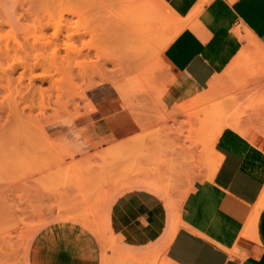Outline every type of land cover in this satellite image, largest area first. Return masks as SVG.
<instances>
[{
  "label": "rangeland",
  "instance_id": "obj_1",
  "mask_svg": "<svg viewBox=\"0 0 264 264\" xmlns=\"http://www.w3.org/2000/svg\"><path fill=\"white\" fill-rule=\"evenodd\" d=\"M124 1L0 0V49L4 53L0 54V81L6 85V90L0 86V100L8 108L13 94L16 100L24 95L33 98L37 106L32 117L26 109V115L17 118L25 123L30 120L27 142L14 132L0 134L5 147L17 148L7 154L10 158L0 155V264H151L150 254L164 261L166 254L155 246L127 244L109 229L108 203L114 193L134 183L138 176H147L166 190H175L177 184L178 192L184 194L196 180H175L174 174L192 171L195 161L207 160L212 154L207 140H213L220 129V141L249 157L264 176V91L256 95L264 86V78H258L264 62L243 58L241 53L218 76L221 85L217 97L191 105V117L185 113L172 118L174 109L161 111L158 125L144 128L127 147L120 148L122 143H117L104 149L105 153L101 149L70 160L60 153L47 133L48 125L99 108L102 101L98 97L112 91L109 82L135 97L157 93L160 84L169 79L171 73L162 63V45L175 34L174 16L170 21L160 20L161 32L154 37L137 40ZM56 33L60 35L58 41ZM59 44L61 49L56 54ZM11 60L26 63L32 70L26 68L27 73L20 66L13 74L9 70ZM35 63L39 67L34 68ZM43 75L54 76L61 90H66H62L61 105L56 102L57 90L51 81L38 79ZM29 78L36 81L34 88ZM39 88L53 94L44 112L38 110ZM237 93V98L230 100ZM5 95H9L8 100L2 99ZM133 105L141 104L135 101ZM16 122L13 128L20 123ZM5 147L0 146L1 153ZM200 152H204L202 157ZM5 194L9 196L3 197Z\"/></svg>",
  "mask_w": 264,
  "mask_h": 264
},
{
  "label": "crops",
  "instance_id": "obj_2",
  "mask_svg": "<svg viewBox=\"0 0 264 264\" xmlns=\"http://www.w3.org/2000/svg\"><path fill=\"white\" fill-rule=\"evenodd\" d=\"M163 1L178 15L163 48L167 83L153 95L133 97L109 82L112 91L98 97L99 108L50 123L47 133L68 160L117 143L127 147L144 128L158 125L161 111L174 109L177 118L205 104L197 99L240 53L264 62V0ZM220 139L212 145L208 138L212 154L195 161L194 171L174 174L175 180H196L184 194L177 184L166 190L147 176L114 193L109 229L127 244L155 246L174 264H264V208L258 205L264 176Z\"/></svg>",
  "mask_w": 264,
  "mask_h": 264
},
{
  "label": "bare ground",
  "instance_id": "obj_3",
  "mask_svg": "<svg viewBox=\"0 0 264 264\" xmlns=\"http://www.w3.org/2000/svg\"><path fill=\"white\" fill-rule=\"evenodd\" d=\"M24 1V0H23ZM126 3V6H125V8L127 9V12H128V16H130V17H132V19L130 18V20L131 21H128V22H133L132 23V28H133V31H134V33H135V37H136V39L137 40H143V38H145L147 35L150 37H154L156 34H157V31H159V32H161L160 31V29H159V23H160V20H166V18L170 21V19H169V17L170 16H174V19H175V22L177 23V19H178V15H176L175 14V12L173 11V10H171V8L163 1V0H125L124 1V4ZM22 4H24V3H22ZM167 21V20H166ZM174 22V23H175ZM173 23V24H174ZM172 24V23H171ZM0 26H1V23H0ZM55 36H58L57 35V33H56V35ZM147 36V37H148ZM146 37V38H147ZM58 38H60V35L58 36V37H56V40L58 39ZM146 38H145V40H146ZM172 38V37H171ZM171 38H168L164 43H163V45H162V47L163 48H165V46L168 44V42H169V40H171ZM147 40H149V39H147ZM58 41V40H57ZM150 41V40H149ZM145 42V41H144ZM150 42H152V41H150ZM67 45V44H66ZM59 46V49H58V47H57V49L55 50V53L57 54V52L61 49V45L59 44L58 45ZM64 46V45H63ZM67 47V46H66ZM5 53H9V50H6V52ZM0 54H4L3 52H2V50L0 49ZM11 54V53H10ZM1 56V55H0ZM6 56V55H5ZM9 56V54L7 55V57ZM13 57H10V59H12ZM13 60H15V59H13ZM12 61V60H11ZM16 61V60H15ZM18 61H21V60H18ZM13 62V61H12ZM10 62V67H9V70H11L12 72H13V74L15 73L14 71L16 70L17 71V68L18 67H24L23 69L24 70H27L26 68H28V67H26V63L25 64H23V63H20V62H18V63H15V62ZM17 62V61H16ZM39 64V63H38ZM28 65V64H27ZM34 65V68H36L35 66L37 65L36 63L35 64H33ZM1 67V66H0ZM7 67V66H6ZM37 67H39V65H37ZM3 68H5V67H3L2 66V70L3 71H5ZM29 69V68H28ZM30 69L32 70V66L30 67ZM29 69V70H30ZM56 69V68H55ZM0 70H1V68H0ZM29 70H27V73L29 72ZM58 70V69H57ZM10 71V74L12 75V72ZM57 73H60V71L58 72V71H56ZM6 73H8V72H6ZM9 74V73H8ZM31 74V73H30ZM30 74H28V77H29V75ZM49 74V73H48ZM22 75V74H21ZM51 75V74H50ZM13 76V75H12ZM25 77L27 76L26 74L24 75ZM39 76V75H38ZM37 76V77H38ZM42 76V75H41ZM58 76V75H57ZM2 77V79H3V75L1 76ZM37 77L35 78V80H37ZM52 77H54V76H51L50 78H49V76L48 75H46V76H44L43 75V77H41V78H38L40 81H51V83H52V87L54 88V90H55V88H56V92H57V103H59L60 105H61V103H62V100H63V91H66V90H64L63 88H62V90H61V87H60V83H58L56 80H54V79H52ZM22 78H24V77H22ZM21 78V81H23L24 82V79H22ZM27 78V77H26ZM56 78V77H55ZM59 78V77H58ZM71 78V77H70ZM258 78H264V71L258 76ZM14 79V78H13ZM50 79V80H49ZM19 81H20V79H18ZM29 81H30V86L31 87H33L34 86V79H28ZM64 80V79H63ZM67 81L68 80H70V79H66ZM38 81V80H37ZM55 81V82H54ZM59 81H61V78H60V80ZM66 81V82H67ZM71 81V80H70ZM69 81V82H70ZM23 82H22V84H23ZM68 82V83H69ZM72 83H73V81H71ZM70 82V83H71ZM221 81L219 80V77H215V78H213L211 81H210V83H209V88L208 89H206L205 90V92H204V94L202 95V96H200V98L199 99H197V102L196 103H200V102H207V101H211V100H213V99H215L216 97H217V95L219 94V86L221 85V83H220ZM1 83H3V82H1L0 81V86H2V88L4 89V87L6 86V85H3V84H1ZM35 83H36V81H35ZM42 83H44V82H42ZM63 83H64V81H63ZM63 83H62V85H63ZM20 84H21V82H20ZM28 84V85H29ZM65 84V83H64ZM8 85V84H7ZM33 85V86H32ZM36 85V84H35ZM67 85V84H66ZM4 86V87H3ZM69 86V85H68ZM9 87V86H8ZM7 87V92H8V94H9V92H10V90L8 91V88ZM29 87V86H28ZM71 87V86H70ZM69 87V88H70ZM1 88V87H0ZM11 88V87H10ZM34 88V87H33ZM33 88H32V90H33ZM36 88V87H35ZM12 89V88H11ZM71 89V88H70ZM4 90H6V88L4 89ZM18 90V89H17ZM20 90V89H19ZM38 92H39V94H40V96H41V101H38V102H40V104H39V109L38 110H40V112H44V110L47 108L46 107V103L47 102H49V103H51V101L53 100V94H51V93H48V92H46L45 90H43V89H41V88H39L38 90H37ZM262 91H264V86L263 87H261L259 90H258V93H256V95L258 96V94L260 93V92H262ZM13 91L11 90V94H13L12 93ZM18 92V91H17ZM73 92V91H72ZM70 93H71V90H70ZM21 95V92L20 93H18V96H20ZM30 94H32V95H34V94H36L35 93V91H31L30 90ZM14 95V94H13ZM12 95V97H11V99H13V100H11V102H10V104H9V102L7 103V104H9L8 105V108H7V106L5 107L4 105H5V103L3 102V104H2V102H1V100H0V134H2L3 133V136H5V134H7V133H10V132H14V136H16V137H18V136H20L21 138H19V139H21V140H23L24 138H26V142H27V139L29 138L28 137V131L29 130H31L32 128H28L27 127V123L29 124V122H30V120H29V122H21V121H19V120H17V118L18 117H20V116H25L26 115V109H29V113H28V115L30 116V117H32V113H33V111H36L35 110V108L37 107L35 104H34V99L33 98H25V97H23L24 95H21L22 96V98L21 99H19V100H16V99H14V98H16L15 96H13ZM16 95H17V93H16ZM69 95V94H68ZM68 95H66V96H68ZM239 95V93H237V94H235V95H233L231 98H230V100H235L236 98H237V96ZM9 96V95H8ZM6 97V95L4 96V98H2V99H5V97H6V99L8 100V98L9 97ZM82 97L84 98V94L82 95ZM19 98V97H18ZM67 98V97H66ZM70 98V97H69ZM82 98V99H83ZM252 98H254V95H252V96H250V99H252ZM73 99V98H72ZM76 99V98H75ZM5 102H6V100H4ZM67 101V100H66ZM64 102V101H63ZM22 103V104H21ZM36 103V102H35ZM20 104L21 105H23L24 104V106H20ZM51 106V105H50ZM49 107V106H48ZM6 112V120L4 121V120H2V115H1V112ZM46 111V110H45ZM4 112V113H5ZM38 116V115H37ZM29 117V118H30ZM28 118V119H29ZM3 119H5V117H3ZM16 120H17V122H16ZM32 120V119H31ZM234 120H236V119H234ZM4 121V122H3ZM227 121H229V120H227ZM238 121V120H237ZM236 121V122H237ZM14 122H16V124L18 123V122H20V123H18L17 125H18V129H17V125L13 128V124H14ZM230 122H231V120H230ZM229 122V123H230ZM233 122V121H232ZM239 123V122H238ZM32 124V123H31ZM30 124V125H31ZM234 124V123H233ZM240 124V123H239ZM30 125H28V126H30ZM225 126H227L226 125V123L224 124ZM233 126L232 124H229L228 126ZM235 125H236V123H235ZM234 125V126H235ZM223 126V125H222ZM230 126V127H231ZM240 126V125H239ZM243 126V125H242ZM236 127V126H235ZM222 128V127H221ZM237 128H238V126H237ZM241 129H242V127H241ZM220 132L222 131L221 129L219 130ZM219 132V133H220ZM244 132H246V133H248L247 131H244ZM243 132V133H244ZM30 133V132H29ZM217 133V132H216ZM219 133H217L215 136H214V139L212 140V145H214V143H215V141L218 139V137H220V134ZM246 133H244V134H246ZM247 135V134H246ZM2 140V139H1ZM25 140V139H24ZM23 140V141H24ZM4 142V141H3ZM2 141L0 142V146L2 147V149H3V147H5V144L3 143ZM32 142V141H31ZM34 144V143H33ZM19 146H21V145H19ZM46 146V145H45ZM52 146H54L53 144H52ZM14 147H17L16 145L14 146ZM38 147V146H37ZM112 147V146H111ZM111 147H110V149H111ZM116 147V146H115ZM5 148H7V147H5ZM5 148H4V150H5ZM109 148V147H108ZM120 148H121V146H120ZM10 149V150H9ZM12 149V150H11ZM19 149V148H18ZM32 149L34 150V148L32 147ZM41 149H42V147H41ZM41 149H40V152H41ZM47 149V148H46ZM53 149H55V148H53ZM2 150L3 152L1 153L0 152V155H1V157L3 158V157H6V155L9 153V154H13V152H15V150H17V148H15V150L13 151V148H7V150ZM9 150V151H8ZM35 150H36V148H35ZM104 149H102L101 150V152H104L105 153V151H103ZM105 150H107V148H105ZM12 151V152H11ZM36 151H38V149L36 150ZM57 151V150H56ZM6 152V154H5V156H3V154ZM11 152V153H10ZM19 151H17V153H18ZM33 152H35V151H33ZM39 152V153H40ZM99 152H100V150H99ZM98 152V153H99ZM20 153V152H19ZM38 153V152H37ZM36 153V154H37ZM38 153V154H39ZM96 153V152H95ZM103 153V154H104ZM8 154V155H9ZM41 154V153H40ZM55 154H58L57 152L55 153ZM100 154V153H99ZM7 155V157L6 158H8L9 156ZM60 155V154H59ZM114 155V154H113ZM10 156H12V157H14L13 155H10ZM15 156H17V154L15 155ZM97 156V155H96ZM10 158V157H9ZM99 158V157H98ZM101 158V157H100ZM99 158V159H100ZM104 158V157H103ZM63 159V158H62ZM75 162V161H74ZM63 165V164H62ZM65 166V165H64ZM62 167V166H61ZM75 168V167H74ZM85 169V168H84ZM70 170V169H69ZM72 170V169H71ZM58 173H59V171H58ZM73 173V172H72ZM75 174V173H74ZM67 175H68V173H67ZM69 175H71L70 173H69ZM76 176V175H75ZM9 196V194H5V195H3V197H5V198H7ZM1 197V196H0ZM108 197H109V194H108ZM24 200V199H23ZM107 200V199H106ZM105 200V201H106ZM258 205H261V210L264 208V197L258 202ZM263 216H264V214H262ZM105 216H103V218H104ZM102 218V219H103ZM262 218V217H261ZM104 224V223H103ZM102 227H103V225H102ZM261 237V236H260ZM120 248V247H119ZM118 248V250H121V249H119ZM123 252V251H122ZM151 252V251H150ZM154 251H152L151 253H153ZM157 252V251H156ZM125 254H126V252H124ZM155 253V252H154ZM150 254V253H149ZM127 255H129V256H131V255H133L134 256V254H127ZM150 259H151V264H174V263H172L166 256H165V260L164 261H159V259H158V256H157V254H150ZM121 260H122V258H121ZM122 263H123V261H122ZM125 263V262H124ZM142 263H145L144 261L142 262Z\"/></svg>",
  "mask_w": 264,
  "mask_h": 264
}]
</instances>
